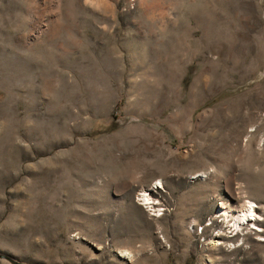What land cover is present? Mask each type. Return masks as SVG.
<instances>
[{
    "label": "rangeland",
    "instance_id": "rangeland-1",
    "mask_svg": "<svg viewBox=\"0 0 264 264\" xmlns=\"http://www.w3.org/2000/svg\"><path fill=\"white\" fill-rule=\"evenodd\" d=\"M0 264H264V0H0Z\"/></svg>",
    "mask_w": 264,
    "mask_h": 264
},
{
    "label": "bare ground",
    "instance_id": "bare-ground-1",
    "mask_svg": "<svg viewBox=\"0 0 264 264\" xmlns=\"http://www.w3.org/2000/svg\"><path fill=\"white\" fill-rule=\"evenodd\" d=\"M205 175L204 177L207 176V174L203 173ZM203 177V178H204ZM159 183V182H158ZM160 184V183H159ZM154 188H160L159 186H154ZM153 187L151 188H145L140 191V193L137 194V198L141 204L142 207L145 208V210L148 213L156 212L155 206L151 205V196L153 193ZM227 209V208H226ZM256 207L253 205L251 202L246 201L244 204L240 207L239 211L233 210L230 207L228 208L227 211L219 213V215L225 217L226 220L231 218L229 222H233L231 226H234L236 228H239L241 224L244 222L252 223L256 222ZM235 216V217H233ZM240 229V228H239Z\"/></svg>",
    "mask_w": 264,
    "mask_h": 264
},
{
    "label": "built area",
    "instance_id": "built-area-1",
    "mask_svg": "<svg viewBox=\"0 0 264 264\" xmlns=\"http://www.w3.org/2000/svg\"><path fill=\"white\" fill-rule=\"evenodd\" d=\"M156 190V189H155Z\"/></svg>",
    "mask_w": 264,
    "mask_h": 264
}]
</instances>
